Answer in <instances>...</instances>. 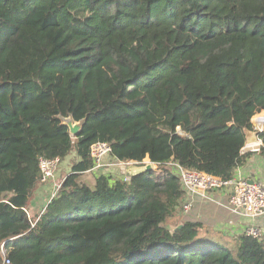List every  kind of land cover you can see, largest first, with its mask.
<instances>
[{
    "label": "trees",
    "instance_id": "1",
    "mask_svg": "<svg viewBox=\"0 0 264 264\" xmlns=\"http://www.w3.org/2000/svg\"><path fill=\"white\" fill-rule=\"evenodd\" d=\"M253 116L264 118V0H0V264H264V235L182 218L165 165L231 178ZM68 117L84 121L75 136ZM97 141L157 167L94 173ZM71 151L31 215L40 158Z\"/></svg>",
    "mask_w": 264,
    "mask_h": 264
},
{
    "label": "built area",
    "instance_id": "2",
    "mask_svg": "<svg viewBox=\"0 0 264 264\" xmlns=\"http://www.w3.org/2000/svg\"><path fill=\"white\" fill-rule=\"evenodd\" d=\"M111 146L103 141L94 142L90 146V156L93 160L92 172H97L108 165H124V164H138L133 161H107V156L111 154ZM144 161V160H143ZM150 162V161H148ZM61 163L60 158H40L39 168L41 172L40 181L47 184L54 179L55 172ZM152 163V162H151ZM153 167H157L156 163H152ZM173 173L179 178L181 189L184 192V199L182 200V212L188 213L191 210L192 203L188 199L193 195L206 196L208 192L218 190L221 188H230L231 194L229 197V208L234 213L244 214L252 219L264 215V184L259 181L250 183L244 178L232 176L229 179H222L204 171H199L192 168H185L177 163L168 162L165 164ZM124 180L128 179L127 175L123 176ZM60 183L53 184L54 191L50 195L51 199L56 196ZM244 233L253 237H260L262 234L258 228L248 225L244 229ZM4 254V250H1ZM2 264H14L6 256L3 257Z\"/></svg>",
    "mask_w": 264,
    "mask_h": 264
},
{
    "label": "crops",
    "instance_id": "3",
    "mask_svg": "<svg viewBox=\"0 0 264 264\" xmlns=\"http://www.w3.org/2000/svg\"><path fill=\"white\" fill-rule=\"evenodd\" d=\"M251 122L253 130H246L245 134L264 130V121L260 124L256 123L255 120ZM262 145L263 141L259 135L257 136L256 142L251 144H246L245 142L242 151L249 152L250 154L243 164L235 168L233 172L234 177H241L247 181H259L264 184V153L260 149ZM106 160L115 161L111 156H107ZM148 161L149 159L146 157L143 163H147ZM111 166L114 165H108L97 171V173L110 174L115 178L124 176L113 174L114 171L111 170ZM56 177L57 176L54 175L55 181H57ZM55 181L52 180L47 184L38 185L36 193L28 204V212L31 215L38 214L43 209V204L45 203L46 205L53 192V184ZM230 194V188H221L208 192L206 196L193 195L189 197L188 199L192 203L191 210L188 212L189 218L201 221L204 226L224 233L226 236L239 235L244 232V229L248 225L258 228L261 234L264 235V215L252 219L244 214L234 213L229 208Z\"/></svg>",
    "mask_w": 264,
    "mask_h": 264
},
{
    "label": "rangeland",
    "instance_id": "4",
    "mask_svg": "<svg viewBox=\"0 0 264 264\" xmlns=\"http://www.w3.org/2000/svg\"><path fill=\"white\" fill-rule=\"evenodd\" d=\"M263 112V110L262 111H260V112H258V113H256V114H259V113H262ZM255 114V115H256ZM254 115V116H255ZM254 116H253V118H254ZM257 117V116H256ZM255 117V118H256ZM254 118V119H255ZM253 119V120H254ZM262 122L264 121V119L263 120H261ZM75 159H77V156H76V153H75V151H71L70 153H69V155H67L63 160H61V163H60V165H59V167L57 168V170H56V172H55V175L57 176L56 177V180L57 181H55V179H53V181H55V187H56V184H58V183H62V180H63V178L65 177V175L67 174V172L69 171V169H70V167H71V164H72V162L75 160ZM128 166H130V164H124V165H118V164H114V166H111V170L112 171H114L113 172V174H116L117 176H123V175H126L125 174V171H126V168L128 167ZM114 167V168H113ZM95 173V172H94ZM122 178V177H121ZM87 179H88V181H90V182H93V177H92V175H89V176H87ZM53 191H54V188H53ZM43 205H45V203L43 204ZM183 215H185L184 217L185 218H189V213H185V214H183ZM183 216H182V218H184ZM175 223V221L173 220L172 222H170L169 223V228H172L173 227V224Z\"/></svg>",
    "mask_w": 264,
    "mask_h": 264
},
{
    "label": "water",
    "instance_id": "5",
    "mask_svg": "<svg viewBox=\"0 0 264 264\" xmlns=\"http://www.w3.org/2000/svg\"><path fill=\"white\" fill-rule=\"evenodd\" d=\"M252 121V120H251ZM84 121H77L75 122L71 117L65 118L64 123L68 126L69 132L71 135L75 136L81 129ZM264 131V130H261ZM253 132L250 134H245L246 138V144H251L257 141V136L259 135V132ZM153 168V164L151 162L144 163L143 165H138V164H130L126 168L125 174L127 176H131L140 172H146L148 169ZM250 183L253 182V180L249 181Z\"/></svg>",
    "mask_w": 264,
    "mask_h": 264
},
{
    "label": "bare ground",
    "instance_id": "6",
    "mask_svg": "<svg viewBox=\"0 0 264 264\" xmlns=\"http://www.w3.org/2000/svg\"><path fill=\"white\" fill-rule=\"evenodd\" d=\"M253 119H254V118H253ZM261 120H263V119H256L255 122L260 124V123H262ZM252 121L254 122V120H252Z\"/></svg>",
    "mask_w": 264,
    "mask_h": 264
}]
</instances>
